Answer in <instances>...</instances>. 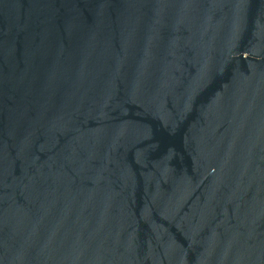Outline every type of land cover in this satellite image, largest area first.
<instances>
[{
	"label": "water",
	"instance_id": "95a60500",
	"mask_svg": "<svg viewBox=\"0 0 264 264\" xmlns=\"http://www.w3.org/2000/svg\"><path fill=\"white\" fill-rule=\"evenodd\" d=\"M0 264H264V0H0Z\"/></svg>",
	"mask_w": 264,
	"mask_h": 264
}]
</instances>
